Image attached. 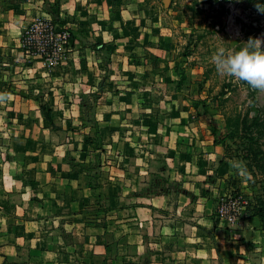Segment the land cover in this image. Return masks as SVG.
I'll list each match as a JSON object with an SVG mask.
<instances>
[{
	"label": "rangeland",
	"instance_id": "rangeland-1",
	"mask_svg": "<svg viewBox=\"0 0 264 264\" xmlns=\"http://www.w3.org/2000/svg\"><path fill=\"white\" fill-rule=\"evenodd\" d=\"M256 3L264 0H0V93L8 94L0 103V190L2 179L32 183L38 163L60 156L94 175L109 174L101 168L112 162L129 173L131 160H149L148 190L202 206L212 200L215 209L229 178L240 195L264 198L262 172L243 183L230 163L239 159L225 157L212 134L223 135L237 116L264 126V93L220 76L211 61L219 48L235 53L264 35ZM51 33L60 35L56 44ZM3 197L7 233L13 214Z\"/></svg>",
	"mask_w": 264,
	"mask_h": 264
},
{
	"label": "crops",
	"instance_id": "crops-1",
	"mask_svg": "<svg viewBox=\"0 0 264 264\" xmlns=\"http://www.w3.org/2000/svg\"><path fill=\"white\" fill-rule=\"evenodd\" d=\"M111 164L94 175L58 156L38 163L32 183L2 179L13 214L11 231L0 224L3 264H264L258 217L224 223L212 200L148 190L149 160H131L129 173Z\"/></svg>",
	"mask_w": 264,
	"mask_h": 264
},
{
	"label": "trees",
	"instance_id": "trees-1",
	"mask_svg": "<svg viewBox=\"0 0 264 264\" xmlns=\"http://www.w3.org/2000/svg\"><path fill=\"white\" fill-rule=\"evenodd\" d=\"M35 100L46 121L53 128H57L52 116L51 109L47 106L46 103L38 102V99ZM97 134L100 135V129L98 126ZM212 134L214 136V144L216 146H222L225 149L227 153L225 157L231 160L233 158H238L239 161H244L247 165L248 171L253 175L255 174L254 170H258L264 175V151L262 149L264 126L261 121H259L258 119L249 121L246 117L242 118L241 116H237L235 118L227 120L226 132L223 135L220 136L214 128H212ZM230 141L237 147L235 150V156H228V149L230 148L228 142ZM231 180L232 178H229L227 181L225 194L232 197L233 195H235L233 197L234 199L242 197L240 205L244 208V213L241 220L258 217L261 221L262 232L264 234V198L259 195L251 198L240 195L241 189L237 187V184L235 182H232ZM230 188H237V190L230 191ZM235 192L238 193L235 194ZM243 201H246V203L242 204ZM218 207L219 202L214 213L215 217H217Z\"/></svg>",
	"mask_w": 264,
	"mask_h": 264
},
{
	"label": "clouds",
	"instance_id": "clouds-1",
	"mask_svg": "<svg viewBox=\"0 0 264 264\" xmlns=\"http://www.w3.org/2000/svg\"><path fill=\"white\" fill-rule=\"evenodd\" d=\"M255 8L258 13L264 15V4L256 3ZM243 45L235 53L219 48L212 55L211 61L220 76L245 82L253 90L264 93V35L250 37ZM7 97V93H0V103L5 102ZM230 163L243 183L251 180V173L244 161Z\"/></svg>",
	"mask_w": 264,
	"mask_h": 264
},
{
	"label": "built area",
	"instance_id": "built-area-1",
	"mask_svg": "<svg viewBox=\"0 0 264 264\" xmlns=\"http://www.w3.org/2000/svg\"><path fill=\"white\" fill-rule=\"evenodd\" d=\"M42 26L43 23H40ZM33 26H36L33 25ZM34 27H31V30H33ZM29 34V32H27ZM45 35V37L48 40H51L56 44V41L58 40V37L60 36L59 33L53 35ZM66 39V36H64ZM39 49L44 54L47 49L46 45H40ZM30 52V51H28ZM242 200V197L238 199H234L232 196L225 194L224 197H222L221 201H219V207L217 211V217L221 220H226L229 224H236L238 221H242L241 218L243 217L244 208L240 205V201ZM246 201H243L242 204H245Z\"/></svg>",
	"mask_w": 264,
	"mask_h": 264
},
{
	"label": "water",
	"instance_id": "water-1",
	"mask_svg": "<svg viewBox=\"0 0 264 264\" xmlns=\"http://www.w3.org/2000/svg\"><path fill=\"white\" fill-rule=\"evenodd\" d=\"M5 261V258L3 256L0 255V264H3Z\"/></svg>",
	"mask_w": 264,
	"mask_h": 264
}]
</instances>
